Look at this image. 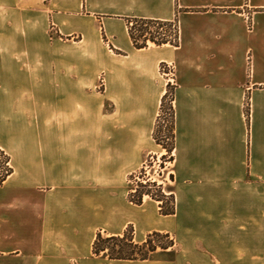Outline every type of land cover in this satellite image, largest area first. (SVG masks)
Returning <instances> with one entry per match:
<instances>
[{
  "label": "crops",
  "instance_id": "crops-1",
  "mask_svg": "<svg viewBox=\"0 0 264 264\" xmlns=\"http://www.w3.org/2000/svg\"><path fill=\"white\" fill-rule=\"evenodd\" d=\"M129 19L178 22L180 45L137 49ZM163 64L172 216L129 199L130 176L165 152ZM0 142L14 168L0 264H264V0H0ZM129 227L175 246L145 261L94 254L98 233Z\"/></svg>",
  "mask_w": 264,
  "mask_h": 264
},
{
  "label": "trees",
  "instance_id": "trees-1",
  "mask_svg": "<svg viewBox=\"0 0 264 264\" xmlns=\"http://www.w3.org/2000/svg\"><path fill=\"white\" fill-rule=\"evenodd\" d=\"M174 24L177 25V29L176 32H174L172 40L167 37H159L160 28H164L167 32H170L172 31ZM128 28L130 37L137 49L148 48L150 43L155 44L156 46L173 45L178 47L180 45L178 22L170 23L147 19H129ZM166 99L167 94L163 98L161 113L164 110ZM171 112L173 121L170 129V138L163 136L164 133L159 131L160 114L154 132V139L158 145L167 151V156L163 158L165 160H173L174 162L176 139L174 105L171 107ZM246 116L249 121V109L246 111ZM11 161V156L0 147V186H3L8 178L14 173ZM163 164L165 165V163ZM145 173V168H143L140 172L130 176L129 182L137 183V188L130 190V202L135 205H142L147 197L159 203L160 214L162 216L175 215L176 196L174 190L168 193L163 184L145 178ZM171 180L174 181V175H171ZM162 240H168L169 242L164 243ZM174 246V239H172L169 234L160 232L150 234L146 241L142 243L136 242L134 228L129 227L123 235L119 236H105L102 233H98L93 246V252L96 256L104 255L109 260L145 261L150 260L156 252L167 251Z\"/></svg>",
  "mask_w": 264,
  "mask_h": 264
},
{
  "label": "rangeland",
  "instance_id": "rangeland-1",
  "mask_svg": "<svg viewBox=\"0 0 264 264\" xmlns=\"http://www.w3.org/2000/svg\"><path fill=\"white\" fill-rule=\"evenodd\" d=\"M172 40V39H171ZM151 45V43H150ZM173 46V45H172ZM175 47V46H174ZM167 64L162 65V75L164 76L165 80L168 81L167 84V99L164 105V110L161 114L160 118V123H159V131L164 133L163 136H166L170 138V129L172 127V112H171V107L174 105L173 99H174V90L176 87V83L174 81V84H171L169 79H171L173 76H170L171 78L167 77L163 73V68ZM173 80H175V76L173 77ZM101 90L104 89V83L103 80L101 82ZM159 119V118H158ZM0 145H4L2 142H0ZM165 150V149H164ZM167 156V151L165 150L163 156H151L145 163L144 168L146 165H149L151 167L150 173L153 175L156 179V181L160 184L164 185L165 190L170 193L173 190V184L171 180V175L172 173V165H173V160L167 159L165 160L163 157ZM165 163V165L163 164ZM130 190L131 189H136L137 188V183L136 182H130L129 184ZM164 243H168V240H162ZM159 252V251H158Z\"/></svg>",
  "mask_w": 264,
  "mask_h": 264
},
{
  "label": "built area",
  "instance_id": "built-area-1",
  "mask_svg": "<svg viewBox=\"0 0 264 264\" xmlns=\"http://www.w3.org/2000/svg\"><path fill=\"white\" fill-rule=\"evenodd\" d=\"M176 29H177V25L174 24L173 27H172V31L170 32H167L164 28H160L159 29V37H167L169 39H172L173 35H174V32H176ZM163 73L165 76L171 78L170 76H173L174 77V74H175V69L172 65H166L164 68H163ZM173 77L171 79H169V81L171 82V84H174V81L173 80ZM150 170H151V167L149 165H146L145 167V178H147L148 180H151V181H156L155 177L153 175H151L150 173Z\"/></svg>",
  "mask_w": 264,
  "mask_h": 264
}]
</instances>
